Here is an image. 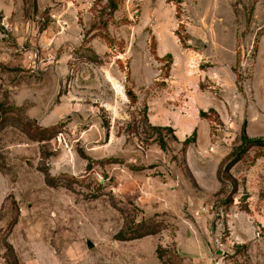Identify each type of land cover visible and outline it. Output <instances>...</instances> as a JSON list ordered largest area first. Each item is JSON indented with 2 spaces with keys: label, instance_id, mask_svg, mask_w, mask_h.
<instances>
[{
  "label": "rangeland",
  "instance_id": "374dc122",
  "mask_svg": "<svg viewBox=\"0 0 264 264\" xmlns=\"http://www.w3.org/2000/svg\"><path fill=\"white\" fill-rule=\"evenodd\" d=\"M114 1L0 0V264H264V0Z\"/></svg>",
  "mask_w": 264,
  "mask_h": 264
},
{
  "label": "trees",
  "instance_id": "16d2710c",
  "mask_svg": "<svg viewBox=\"0 0 264 264\" xmlns=\"http://www.w3.org/2000/svg\"><path fill=\"white\" fill-rule=\"evenodd\" d=\"M112 9H117V2H115L114 0H112ZM167 56L171 57V54H168ZM129 97L131 98L132 101H135V95L130 92L129 93ZM201 116H204L205 115V112L204 111H201L200 113ZM155 129L157 130H162L163 127L161 126H154ZM168 130H171V128ZM196 141V132L194 131L192 135H190L189 137H187L184 142H183V149L186 150L187 147L192 144V143H195ZM250 143H252V145H261L263 146L264 145V141L262 140H252L250 141ZM134 237H128L126 235H120L118 237L119 240H130V239H133Z\"/></svg>",
  "mask_w": 264,
  "mask_h": 264
},
{
  "label": "water",
  "instance_id": "95a60500",
  "mask_svg": "<svg viewBox=\"0 0 264 264\" xmlns=\"http://www.w3.org/2000/svg\"><path fill=\"white\" fill-rule=\"evenodd\" d=\"M87 244H88V246H89L90 248L94 246V243H93L91 240H88V241H87Z\"/></svg>",
  "mask_w": 264,
  "mask_h": 264
}]
</instances>
